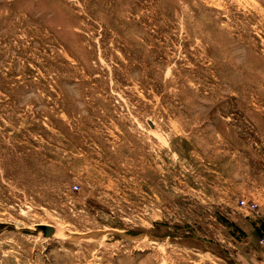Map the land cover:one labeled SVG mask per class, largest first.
Wrapping results in <instances>:
<instances>
[{
  "label": "rangeland",
  "instance_id": "rangeland-1",
  "mask_svg": "<svg viewBox=\"0 0 264 264\" xmlns=\"http://www.w3.org/2000/svg\"><path fill=\"white\" fill-rule=\"evenodd\" d=\"M0 264H264V0H0Z\"/></svg>",
  "mask_w": 264,
  "mask_h": 264
},
{
  "label": "water",
  "instance_id": "water-1",
  "mask_svg": "<svg viewBox=\"0 0 264 264\" xmlns=\"http://www.w3.org/2000/svg\"><path fill=\"white\" fill-rule=\"evenodd\" d=\"M45 229L49 232V233H51V232H53V228L52 227H45ZM48 233V234H49ZM101 234L100 233H95V234H90V235H88L87 237H98V236H100ZM116 236H119V234H116Z\"/></svg>",
  "mask_w": 264,
  "mask_h": 264
},
{
  "label": "built area",
  "instance_id": "built-area-1",
  "mask_svg": "<svg viewBox=\"0 0 264 264\" xmlns=\"http://www.w3.org/2000/svg\"><path fill=\"white\" fill-rule=\"evenodd\" d=\"M242 204H245V201H242Z\"/></svg>",
  "mask_w": 264,
  "mask_h": 264
}]
</instances>
